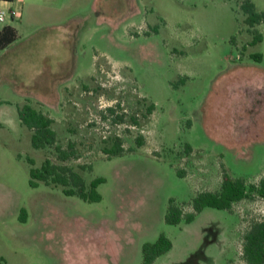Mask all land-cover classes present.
Masks as SVG:
<instances>
[{"label":"rangeland","instance_id":"1","mask_svg":"<svg viewBox=\"0 0 264 264\" xmlns=\"http://www.w3.org/2000/svg\"><path fill=\"white\" fill-rule=\"evenodd\" d=\"M245 1H70L64 19L74 15L78 41L42 43L49 73L33 89L58 92L60 105L29 102L54 119L56 146L36 150L26 126H0V264H142L161 234L173 249L155 264H247L243 236L264 221V199L165 222L171 200L191 211L224 172L247 185L264 177V22L249 28ZM249 1L264 12V0ZM118 141L124 153L111 158L105 149ZM47 158L87 183L105 179L102 199L31 187V168Z\"/></svg>","mask_w":264,"mask_h":264},{"label":"trees","instance_id":"2","mask_svg":"<svg viewBox=\"0 0 264 264\" xmlns=\"http://www.w3.org/2000/svg\"><path fill=\"white\" fill-rule=\"evenodd\" d=\"M14 1V0H4ZM242 9L247 16L246 23L250 29L264 22V12H258L255 5L246 0ZM17 32L14 28L6 27L0 33V48H6L17 40ZM261 41L260 34L255 41ZM261 60V56H254ZM154 105L148 109L152 114ZM113 112L114 110H110ZM19 119L23 126H26L32 135V146L36 150H46L56 146L58 135L53 129L54 119L42 110L29 103L19 108ZM137 121L135 120V123ZM142 139H138V145L142 146ZM59 158L63 162L70 158V154L62 147H56ZM109 157L121 156L124 148L118 141L112 148L105 149ZM222 185L219 191H203L198 193L190 202L191 211L185 212L183 206L170 201L165 215V222L170 226H179L183 223L190 224L207 208L232 212L236 203L245 199L258 196L264 199V177L259 184L247 185L243 179H234L224 172ZM105 182L99 178L87 183L85 178L66 165H56L49 158L45 159L42 167L30 170V186L37 188L40 184L47 186H61L67 196H78L85 202H99L102 197L98 187ZM173 249L172 240L165 234H161L154 243H147L142 250V264H155L156 261L168 254ZM242 258L247 264H264V221L253 223L243 236Z\"/></svg>","mask_w":264,"mask_h":264},{"label":"crops","instance_id":"3","mask_svg":"<svg viewBox=\"0 0 264 264\" xmlns=\"http://www.w3.org/2000/svg\"><path fill=\"white\" fill-rule=\"evenodd\" d=\"M71 0H0V12L5 17L0 21V33L6 28H14L17 40L8 47L0 48V126L18 134L22 123L19 108L34 100L44 106L47 112H53L60 105L59 93L34 94V81L47 70L44 61L49 53L42 49V43L54 39L58 43L68 40L78 41V34L70 32V24L75 18H65ZM18 11L19 17L12 18L11 11ZM9 19L10 22H6ZM69 37V39H68ZM46 79L54 81L61 77L52 74ZM8 94L2 95L4 89ZM21 101V102H20Z\"/></svg>","mask_w":264,"mask_h":264},{"label":"built area","instance_id":"4","mask_svg":"<svg viewBox=\"0 0 264 264\" xmlns=\"http://www.w3.org/2000/svg\"><path fill=\"white\" fill-rule=\"evenodd\" d=\"M10 16L12 18H18L19 17V13H18V11L14 10V11H11L10 12ZM4 17H5L4 12H0V21H3L4 20Z\"/></svg>","mask_w":264,"mask_h":264}]
</instances>
